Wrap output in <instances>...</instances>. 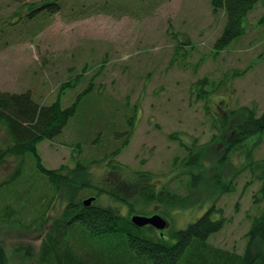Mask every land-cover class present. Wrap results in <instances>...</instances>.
I'll return each instance as SVG.
<instances>
[{
    "label": "rangeland",
    "instance_id": "rangeland-1",
    "mask_svg": "<svg viewBox=\"0 0 264 264\" xmlns=\"http://www.w3.org/2000/svg\"><path fill=\"white\" fill-rule=\"evenodd\" d=\"M49 1L58 2L54 6L58 10L44 9ZM32 3L39 11L31 8ZM34 12L35 18L29 20L27 13ZM263 19L261 1L248 16L246 34L217 51L215 43L227 17L224 11L213 10L212 0H0V89L31 91L40 104H51L61 84L79 76L77 85L62 94L61 104L68 107L93 82V90L82 97L61 135L38 144L44 164L74 167L78 160L101 159L100 154L122 145L127 131L130 141L114 157L122 169L114 171L109 159L104 160L90 168L93 177L107 188L135 184L120 188L130 199L137 193L138 171L152 172L150 181L156 189L184 195L191 182H200L191 201L171 208L168 216L163 214L164 203L137 208L165 216L168 237L216 206L212 218H224L225 226L210 241L242 253L253 219L264 208V201L254 198L262 182L253 179L251 168L264 158V133L253 135L237 151L214 144L209 149L213 157L199 169L190 168L184 159L189 148L201 149L211 141L215 115L241 106L264 111ZM204 77L210 82L202 100L194 89ZM9 142L0 125V151ZM17 164L14 157L0 162V182ZM196 172L202 177L199 181ZM95 202L129 212L107 195ZM65 207L59 198L46 212L47 219ZM24 221V226L1 224L0 240L11 264H38L44 232L37 224L28 227L32 219Z\"/></svg>",
    "mask_w": 264,
    "mask_h": 264
},
{
    "label": "trees",
    "instance_id": "trees-1",
    "mask_svg": "<svg viewBox=\"0 0 264 264\" xmlns=\"http://www.w3.org/2000/svg\"><path fill=\"white\" fill-rule=\"evenodd\" d=\"M261 1L264 0H212L213 10H222L227 17L215 43L217 51L224 50L232 41L246 34L248 16ZM34 4L30 5L31 8ZM58 4L49 1L43 8L53 12L58 10L59 6L54 7ZM38 9L34 7L35 11ZM27 17L33 20L35 12L33 15L27 13ZM9 25H14L12 20ZM75 79L61 84L58 97L51 104H40L31 91L18 93L0 89V125L10 137V142L0 151V162L7 157L18 160L13 174L0 182V225L24 226L27 218L32 219L30 224L28 221V227L38 225L37 228L44 232L36 255L38 264H264V208L262 214L253 219L242 253L210 241L212 235L225 226L224 218H212L216 206L188 227L173 230L168 237H165L164 229L136 225L132 221L133 215L152 214L142 213L137 208L138 204L149 207L151 203H164L166 209L163 214L168 216L171 208L186 206L191 201L192 193L200 182H191L188 194L184 195L167 188L156 189L150 181L153 173L138 171L135 172L138 187L134 191L137 193L132 199L123 196L124 189H120L130 182L117 183L113 188L102 185L93 177L90 168L109 159L114 171L122 169V165L114 163V157L129 143L132 134L127 131L122 145L110 153L100 154L103 155L101 159L90 162L78 160L74 167L63 164L58 168H48L39 153L38 144L61 135L76 114L82 97L93 90L94 83L91 82L70 106L63 107L62 94L77 85L80 77ZM209 82L208 77L199 79L196 86L200 88L194 89V93L198 92L197 98H207L209 91L205 90V85ZM206 110L210 113L207 103ZM224 111L214 117L215 133L211 141L201 145V149L189 148L190 153L184 160L190 168L199 169L205 159L213 157L214 153L209 149L214 144L222 145L230 152L237 151L244 148L250 137L264 133V111L259 114L257 106ZM256 162L259 165L251 164L253 179L258 177L262 183L257 193L259 197L255 193L254 198L255 201H264V158ZM199 177L201 175L196 172L194 178L198 180ZM103 195L127 206L128 214L112 204H97L95 201ZM92 196L96 197L95 200L86 205L85 199ZM59 198L65 200V209L60 215L47 219L46 212ZM0 264H11L8 250L1 240Z\"/></svg>",
    "mask_w": 264,
    "mask_h": 264
},
{
    "label": "water",
    "instance_id": "water-1",
    "mask_svg": "<svg viewBox=\"0 0 264 264\" xmlns=\"http://www.w3.org/2000/svg\"><path fill=\"white\" fill-rule=\"evenodd\" d=\"M95 196L85 199V204L90 205L95 200ZM132 221L138 226L153 225L159 230H163L168 225V220L160 214H154L152 216L135 214L132 216Z\"/></svg>",
    "mask_w": 264,
    "mask_h": 264
},
{
    "label": "flooded vegetation",
    "instance_id": "flooded-vegetation-1",
    "mask_svg": "<svg viewBox=\"0 0 264 264\" xmlns=\"http://www.w3.org/2000/svg\"><path fill=\"white\" fill-rule=\"evenodd\" d=\"M154 214H159V213H152V214H150V215H147V216H152V215H154ZM160 215H162V214H160ZM163 216V215H162ZM168 225H169V222H168Z\"/></svg>",
    "mask_w": 264,
    "mask_h": 264
}]
</instances>
